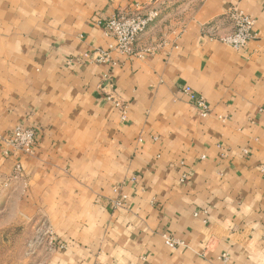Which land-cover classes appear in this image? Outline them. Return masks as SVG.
<instances>
[{
    "label": "crops",
    "instance_id": "0c3cea01",
    "mask_svg": "<svg viewBox=\"0 0 264 264\" xmlns=\"http://www.w3.org/2000/svg\"><path fill=\"white\" fill-rule=\"evenodd\" d=\"M233 8L255 20L240 53L218 40ZM151 9L154 53L110 51L105 21ZM18 127L31 157L6 143ZM7 214L45 231L42 264H264V0H0Z\"/></svg>",
    "mask_w": 264,
    "mask_h": 264
},
{
    "label": "built area",
    "instance_id": "2783aa9c",
    "mask_svg": "<svg viewBox=\"0 0 264 264\" xmlns=\"http://www.w3.org/2000/svg\"><path fill=\"white\" fill-rule=\"evenodd\" d=\"M159 16V10L151 9L144 14L139 12L122 13L107 19L104 27L105 34L115 41V45L111 46L109 50H117L120 54L129 58H145L147 55L153 54V48H141L139 43L143 35L155 24ZM227 17L233 26V30L227 35L218 38V40L239 53L244 52L249 42L255 39V20L238 8L230 10ZM109 55V52H100L95 57V61L98 63L107 61ZM184 92L202 111L203 116H207L209 107L204 98L198 96L189 87L185 88ZM115 104L122 109L120 103L116 102ZM123 119L125 118L123 117ZM6 143L13 151V155L23 154L31 157L35 154L38 144L37 129L18 127L9 134ZM10 152L6 151V155L9 156ZM15 172V178H17L22 172L20 163H17ZM115 205L121 206L122 202L118 201ZM165 242L171 248L182 244L171 237H165ZM222 260L224 264L229 261L227 256H223Z\"/></svg>",
    "mask_w": 264,
    "mask_h": 264
},
{
    "label": "rangeland",
    "instance_id": "374dc122",
    "mask_svg": "<svg viewBox=\"0 0 264 264\" xmlns=\"http://www.w3.org/2000/svg\"><path fill=\"white\" fill-rule=\"evenodd\" d=\"M11 215H0V264H42L48 242L45 231L32 223L17 225Z\"/></svg>",
    "mask_w": 264,
    "mask_h": 264
}]
</instances>
